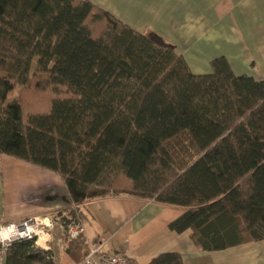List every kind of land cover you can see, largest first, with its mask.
<instances>
[{"label": "trees", "instance_id": "1", "mask_svg": "<svg viewBox=\"0 0 264 264\" xmlns=\"http://www.w3.org/2000/svg\"><path fill=\"white\" fill-rule=\"evenodd\" d=\"M211 68L194 74L174 45L90 0H0V154L62 177L66 225L87 200L127 195L184 207L169 228L202 249L262 240L264 81L225 57ZM4 261L58 264L35 239Z\"/></svg>", "mask_w": 264, "mask_h": 264}, {"label": "crops", "instance_id": "2", "mask_svg": "<svg viewBox=\"0 0 264 264\" xmlns=\"http://www.w3.org/2000/svg\"><path fill=\"white\" fill-rule=\"evenodd\" d=\"M90 1L140 32L157 33L177 48L194 74L212 72V60L225 57L235 74L264 81V0ZM71 206L59 174L0 154V223L54 216L47 250L58 264H85L89 245L99 238L106 239L105 252L125 255L130 264H148L166 252L180 254L185 264H264V239L205 250L194 242L191 229L179 233L169 228L184 207L127 195L80 204L83 235L67 242L60 218L71 217ZM0 264H5L3 255ZM95 264L103 262L97 257Z\"/></svg>", "mask_w": 264, "mask_h": 264}, {"label": "built area", "instance_id": "3", "mask_svg": "<svg viewBox=\"0 0 264 264\" xmlns=\"http://www.w3.org/2000/svg\"><path fill=\"white\" fill-rule=\"evenodd\" d=\"M14 226L17 230V236L12 239L11 243L5 247V243H0V255H5L8 247L17 240L22 239H35V244L39 247L48 249L50 246L47 244L51 240L52 229L54 222L50 216L46 217H30L20 221L0 223V228H8ZM25 233L20 237L19 233ZM84 228L80 220L71 219L66 225V238L67 240L78 238L83 234ZM106 242L105 238H99L89 245V250L83 258L82 263L95 264L98 257L103 264H130L129 259L125 255H109L103 250Z\"/></svg>", "mask_w": 264, "mask_h": 264}, {"label": "clouds", "instance_id": "4", "mask_svg": "<svg viewBox=\"0 0 264 264\" xmlns=\"http://www.w3.org/2000/svg\"><path fill=\"white\" fill-rule=\"evenodd\" d=\"M20 237H23L25 233L21 232L18 234ZM17 236V230L14 226L8 228H0V243H5V247L11 243L12 239Z\"/></svg>", "mask_w": 264, "mask_h": 264}, {"label": "rangeland", "instance_id": "5", "mask_svg": "<svg viewBox=\"0 0 264 264\" xmlns=\"http://www.w3.org/2000/svg\"><path fill=\"white\" fill-rule=\"evenodd\" d=\"M17 93H18V91L17 90H15V92L13 93V97H16L17 96ZM37 105V102L33 99L32 100V103H31V106H33V107H35ZM54 229H52V231H53ZM64 230H65V228H64ZM64 238H66V233H64Z\"/></svg>", "mask_w": 264, "mask_h": 264}]
</instances>
